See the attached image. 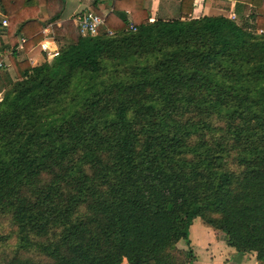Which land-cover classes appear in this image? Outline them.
I'll list each match as a JSON object with an SVG mask.
<instances>
[{
  "label": "trees",
  "instance_id": "obj_1",
  "mask_svg": "<svg viewBox=\"0 0 264 264\" xmlns=\"http://www.w3.org/2000/svg\"><path fill=\"white\" fill-rule=\"evenodd\" d=\"M239 1L250 21L115 0L98 34L53 22L64 43L33 65L18 39L64 1L0 0V264H194L197 217L264 264V0Z\"/></svg>",
  "mask_w": 264,
  "mask_h": 264
},
{
  "label": "crops",
  "instance_id": "obj_2",
  "mask_svg": "<svg viewBox=\"0 0 264 264\" xmlns=\"http://www.w3.org/2000/svg\"><path fill=\"white\" fill-rule=\"evenodd\" d=\"M63 8L58 18L54 21L49 20L45 6H41L37 18L43 24L44 36L29 51L23 50V36L19 37V44L16 58L21 60L28 58L33 65L38 64L41 59L51 60L59 52L58 41H64L61 37H56L52 33L51 24L64 20H72L77 26L75 16L92 10L103 18L100 29L105 30L104 16L112 9L115 0H63ZM181 0H143V7L149 11L150 20L155 18L173 19L182 15L180 9ZM253 6L250 3L239 0H193V9L190 13L193 17L201 15H226L233 19L245 21L252 19ZM128 22L131 21L129 12ZM6 16L0 4V60L4 62L3 72H7L12 79H16L10 55L13 48L9 44L6 33L7 24L3 23ZM7 21V19H6ZM78 27V26H77ZM79 30V29H78ZM80 32V31H79ZM81 33V32H80ZM46 45V48L42 47ZM57 52V53H56ZM45 56V57H44ZM1 96V94H0ZM190 246L194 251V264H262L256 256V251L252 249L237 250L226 241L225 234L212 226L206 224L199 217L195 218L189 227ZM182 239L178 241V246L186 248L188 245ZM120 264H127L123 258Z\"/></svg>",
  "mask_w": 264,
  "mask_h": 264
},
{
  "label": "built area",
  "instance_id": "obj_3",
  "mask_svg": "<svg viewBox=\"0 0 264 264\" xmlns=\"http://www.w3.org/2000/svg\"><path fill=\"white\" fill-rule=\"evenodd\" d=\"M75 21L81 34H97L100 26L103 24V18L92 10H87L78 16H75ZM4 24H7L6 19L3 20ZM130 23V22H129ZM134 29L135 27L130 24ZM24 40V39H23ZM43 48H46L45 44H42ZM57 53V52H56ZM4 62L0 60V68L4 66Z\"/></svg>",
  "mask_w": 264,
  "mask_h": 264
},
{
  "label": "rangeland",
  "instance_id": "obj_4",
  "mask_svg": "<svg viewBox=\"0 0 264 264\" xmlns=\"http://www.w3.org/2000/svg\"><path fill=\"white\" fill-rule=\"evenodd\" d=\"M103 31H104L103 29H99V30H98V33L103 32ZM98 33H97V34H98ZM110 34H111V33H110ZM58 43H59V46H61V45L64 43V41H63V42H62V41H58ZM44 57H45V56H44ZM42 59H43V58H42ZM42 59H41V61H43ZM1 97H2V95L0 96V98H1ZM181 243L183 244V240L181 241Z\"/></svg>",
  "mask_w": 264,
  "mask_h": 264
}]
</instances>
